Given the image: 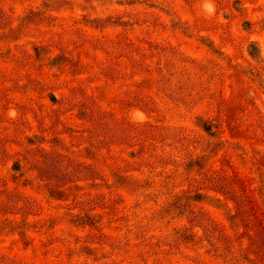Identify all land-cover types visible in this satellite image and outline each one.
<instances>
[{"label":"rangeland","instance_id":"obj_1","mask_svg":"<svg viewBox=\"0 0 264 264\" xmlns=\"http://www.w3.org/2000/svg\"><path fill=\"white\" fill-rule=\"evenodd\" d=\"M0 264H264V0H0Z\"/></svg>","mask_w":264,"mask_h":264},{"label":"clouds","instance_id":"obj_2","mask_svg":"<svg viewBox=\"0 0 264 264\" xmlns=\"http://www.w3.org/2000/svg\"><path fill=\"white\" fill-rule=\"evenodd\" d=\"M205 11H207V12H209V13H211L212 11H213V9H212V7H211V5L210 4H205Z\"/></svg>","mask_w":264,"mask_h":264}]
</instances>
